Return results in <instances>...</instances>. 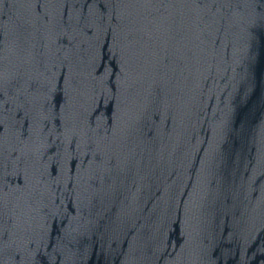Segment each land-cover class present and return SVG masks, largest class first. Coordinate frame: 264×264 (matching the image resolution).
I'll return each mask as SVG.
<instances>
[{
  "label": "water",
  "instance_id": "1",
  "mask_svg": "<svg viewBox=\"0 0 264 264\" xmlns=\"http://www.w3.org/2000/svg\"><path fill=\"white\" fill-rule=\"evenodd\" d=\"M0 264H264V0H0Z\"/></svg>",
  "mask_w": 264,
  "mask_h": 264
}]
</instances>
